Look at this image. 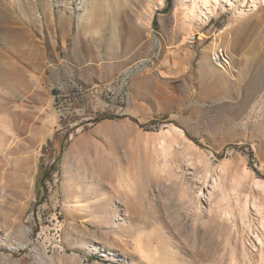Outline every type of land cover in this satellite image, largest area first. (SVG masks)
<instances>
[{
    "label": "rangeland",
    "instance_id": "rangeland-1",
    "mask_svg": "<svg viewBox=\"0 0 264 264\" xmlns=\"http://www.w3.org/2000/svg\"><path fill=\"white\" fill-rule=\"evenodd\" d=\"M257 1L205 17L181 0H0V264L257 256L259 217L250 232L233 196L264 206ZM216 48L231 69L212 64ZM172 139L166 163L160 144ZM218 175L229 196L212 202Z\"/></svg>",
    "mask_w": 264,
    "mask_h": 264
},
{
    "label": "bare ground",
    "instance_id": "bare-ground-1",
    "mask_svg": "<svg viewBox=\"0 0 264 264\" xmlns=\"http://www.w3.org/2000/svg\"><path fill=\"white\" fill-rule=\"evenodd\" d=\"M181 1L184 3H192V5L190 4L191 7H189V12L191 13V15L194 16L196 12H200V13H203L202 15L205 17H216L219 14V10H221V9L225 10L227 7L233 8L236 5L235 2H233V0H181ZM252 3L253 4L251 7H254V10H257L259 7L258 1L253 0ZM158 4L161 5L162 7H164L166 5V0H158ZM236 13L240 17L246 16V11L244 9L236 10ZM211 61L215 67H217L221 70L231 69V67H230L231 66L230 56H229L228 52L223 48H216L215 50H213L212 55H211ZM141 64L142 63L138 64V66ZM138 66H136L135 68H138ZM175 129L178 132V134H180L181 136H184L183 132L180 131L181 129L179 130L177 127ZM166 132L169 133L170 130H167ZM174 143H176V141H175V139H172L171 141H165L164 140V142L162 144H160L161 145L160 146L161 147L160 148L161 154H162L166 163H168L170 161V158H171L172 153H173L172 148L175 146ZM0 147H1V144H0ZM189 161H191V158L189 159ZM222 178H223L222 175L221 176L218 175L215 178L214 182L212 183V189L208 190L210 193V199L212 202H214V200H216V199H220L222 201L226 200L229 196V194H227L228 192H227L226 188L224 187V185L222 183ZM127 179H126V177L124 178V176H121V180L123 182L122 185H127L126 187H128V183L129 184L131 183ZM235 183H236V181H235ZM235 183H234V186H235ZM256 184H258V185L260 184V182H258V179L256 181ZM239 185H241V184H239ZM233 196L235 197V200H236V203H235L236 205H234V206L236 207V209L238 211L239 217L241 218L244 227L249 229V231L250 230L252 231L253 229H255V225L257 224V221L255 223L254 216L251 215L252 212H253L252 214H254V212H255L259 217L258 222H260L261 225L260 224L259 225L263 230V231L262 230H260V231H262V233H263L264 232V208H263L264 206L260 205V203L258 204L256 201L250 200L251 198L249 199V196H247V195L243 196L244 198L242 197L243 198L242 199L241 194L235 188H233ZM252 199H254V198L252 197ZM218 202H220V201H218ZM227 204H230V203H227ZM228 206L229 205H227V207ZM225 209H224V211L222 210V212L228 220H233V218H236L234 211H232V207L231 208L228 207V209L227 208H225ZM236 209H235V211H236ZM233 222H235V221H233ZM235 224L237 225V221L235 222ZM235 227H237V226H235ZM258 229H259V227H258ZM255 238L256 239L253 240V242H252V245H253L252 247L255 249V251L257 253V256H255V257H257L258 259L256 261L254 259L255 257L252 255V253L248 252V250H246V248H245V250L243 248V250H244L243 254L245 257L244 259H246V261H247V262L245 261V263H247V264H264V235H261L259 233V231L257 230ZM140 256L142 257V259L144 261L146 259L150 258L149 254L146 251H141ZM233 259H234V261L233 260L232 261L234 262V264H237L238 263V257L234 256Z\"/></svg>",
    "mask_w": 264,
    "mask_h": 264
},
{
    "label": "built area",
    "instance_id": "built-area-1",
    "mask_svg": "<svg viewBox=\"0 0 264 264\" xmlns=\"http://www.w3.org/2000/svg\"><path fill=\"white\" fill-rule=\"evenodd\" d=\"M195 40V36H193V38H190L189 39V42L191 43V42H193ZM144 66V62L141 64V65H139L138 66V69L137 70H130L129 71V73H126V76H123L122 78H121V80H125V79H127V78H130L133 74H135L138 70H140L142 67ZM129 101V96H124L123 97V103H125V102H128Z\"/></svg>",
    "mask_w": 264,
    "mask_h": 264
}]
</instances>
